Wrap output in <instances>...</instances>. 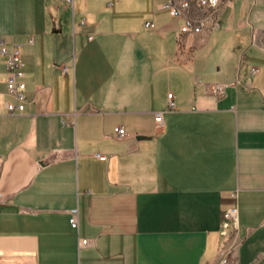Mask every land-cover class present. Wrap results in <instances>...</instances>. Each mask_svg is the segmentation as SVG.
Masks as SVG:
<instances>
[{
  "label": "crops",
  "instance_id": "crops-1",
  "mask_svg": "<svg viewBox=\"0 0 264 264\" xmlns=\"http://www.w3.org/2000/svg\"><path fill=\"white\" fill-rule=\"evenodd\" d=\"M168 1L0 0L35 98L0 116V264H264V75L241 73L252 48L264 68V0L181 42Z\"/></svg>",
  "mask_w": 264,
  "mask_h": 264
},
{
  "label": "built area",
  "instance_id": "built-area-1",
  "mask_svg": "<svg viewBox=\"0 0 264 264\" xmlns=\"http://www.w3.org/2000/svg\"><path fill=\"white\" fill-rule=\"evenodd\" d=\"M72 2V0H66ZM235 0H169L161 6L162 9L168 10L173 18L182 19L183 23L179 28L177 39L183 41L186 36H200L211 34L221 29V21L223 13L226 9L234 6ZM83 24H85L83 22ZM145 26L151 30H156L157 26L154 22L148 21ZM32 44L33 40L30 39ZM0 62L6 68V92L10 97V101L0 103L1 115H16L23 114L26 111L28 104L35 102V98L29 99L27 96V83L25 81V59L21 45L9 44L5 40L0 39ZM260 69L253 67L252 74H258ZM215 93L222 94L223 88L217 85L214 89ZM167 111L175 109L173 102V94L168 95ZM164 111L155 113V124L158 130L163 129ZM115 135L118 138L126 136V130L123 126L115 128ZM79 212L78 209L70 211V225L74 229L79 227ZM238 221V210L236 207L228 210L224 215L222 234L227 235V232L232 227H236ZM89 239L80 240V246H89ZM217 264H232V249L228 246H223L219 254V262Z\"/></svg>",
  "mask_w": 264,
  "mask_h": 264
},
{
  "label": "rangeland",
  "instance_id": "rangeland-1",
  "mask_svg": "<svg viewBox=\"0 0 264 264\" xmlns=\"http://www.w3.org/2000/svg\"><path fill=\"white\" fill-rule=\"evenodd\" d=\"M251 50L252 51L246 52L244 54V57H243L244 60L242 58L243 62L241 61V65H242L241 73L243 76H247L250 72L251 67L255 66V67H259L261 70V74L258 77H262V75H264V68L261 66V64H259V65L257 64V61L261 60L262 54L257 52L255 48L254 49L252 48ZM248 76H247V78H248Z\"/></svg>",
  "mask_w": 264,
  "mask_h": 264
}]
</instances>
